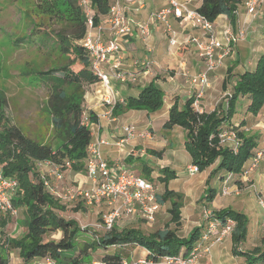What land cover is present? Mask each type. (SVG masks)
<instances>
[{
    "label": "trees",
    "instance_id": "trees-1",
    "mask_svg": "<svg viewBox=\"0 0 264 264\" xmlns=\"http://www.w3.org/2000/svg\"><path fill=\"white\" fill-rule=\"evenodd\" d=\"M90 1L94 10L93 25L97 26L100 18L108 15L112 0ZM34 3L41 20L37 24L33 23L29 35L17 39L15 45L36 42L38 48L56 54L53 58L58 61L53 65L43 68L28 65L22 71L24 78H31L34 84L46 89L44 111L50 119L51 137L48 142H40L26 135L1 113L5 100L0 99V171L5 177L17 181L18 190L11 201L15 208L23 211L21 223L25 230L20 238L6 239L0 244V264H9V249L18 251L23 264L45 257H49L55 264H89L92 261L91 254L98 250L106 252L101 259L103 264H119L121 256L116 252L109 253V249L125 246L146 250L147 261L151 263H158L164 257L176 256L183 250L188 252L198 241L202 228H193L184 238L176 234L175 230L179 229L181 222L183 195L168 189L169 181L177 176L167 168L159 170L156 178L164 186L163 192L156 195V202L160 206L169 204L167 212L174 225L173 229L163 228L144 234L133 229L117 231L111 227L98 236L94 230L81 228L74 220H66L58 214L64 212L66 206L44 185L45 176L41 175L37 164L50 162L61 172L68 169L74 172L85 171L87 149L92 140L89 127L83 123L85 85L95 83L98 79L90 69L88 52L79 43L85 36L87 26L78 0H34ZM241 3L242 0H201L197 12L212 23L219 16H225L234 27ZM231 72L232 67L227 69V77L222 83L223 90L229 95L223 96L221 104L213 111L206 113L195 110L192 106L193 96L183 102L175 98L163 125L165 130L178 126L185 131L184 147L191 164L197 166L199 173L217 162L212 173L224 171L227 175L240 177L243 166L257 147L255 136L238 130V126L234 125L226 126L235 132L237 148L221 146L218 131L234 115L239 98L248 97L247 112L253 115L264 105V53L259 56L252 71L236 76L231 75ZM163 99L161 90L150 83L136 97L116 102L111 115L118 117L129 110L153 113L161 109ZM94 118L91 112L88 113L90 123H94ZM52 140L56 146L52 145ZM146 153L160 158L163 151L146 149ZM124 161L128 166L137 163L140 175L152 181V171L144 161L132 155ZM206 185L201 201L209 204L214 199L215 191L208 186V181ZM209 219L224 227L228 220L234 223L230 232L234 257L242 258L245 264H264V238L260 246L250 251L240 249L247 238L248 219L245 214L224 208L211 212ZM4 225L5 221L0 220V227ZM85 231L93 233L92 241L80 244L79 234ZM56 232H61L59 240H45L48 234Z\"/></svg>",
    "mask_w": 264,
    "mask_h": 264
},
{
    "label": "crops",
    "instance_id": "crops-1",
    "mask_svg": "<svg viewBox=\"0 0 264 264\" xmlns=\"http://www.w3.org/2000/svg\"><path fill=\"white\" fill-rule=\"evenodd\" d=\"M260 2L262 3V7L258 10L254 19L246 14L243 6H240L237 14V22L234 27L225 16H219L213 22V27L216 31L230 26L233 29L244 28L247 35L250 33L254 36H247L244 41L237 43L234 46L232 55L224 59L222 63L210 73L209 87L202 90L200 99V104L202 105L201 111L206 113L213 111L216 108L215 106H217V95L220 94L221 97L224 96L226 90H222V83L227 77L228 68L232 67L231 75L233 76L242 74L246 71H252L256 65L257 59L264 53V27L258 24L259 22L264 23V0H260ZM121 4L126 7L124 2H121ZM200 4L201 0H190L189 7L190 9L197 10ZM167 5L168 0H146L141 10L135 11L133 5L128 6L125 13L136 24L145 23L151 12L162 9ZM252 22L256 25L254 29L250 25ZM170 24L174 30L175 38L178 43L176 46L169 45L168 35L165 33L163 26L159 23H153L151 25L150 34L146 38L140 36L136 27L132 28L131 34L121 37L119 44L124 58L122 69L125 73L135 74L137 80L133 83L127 82L122 84L114 79H110V89L108 90L99 82L85 85L83 109L85 113L91 112L92 116L95 117L94 123H90L89 128L94 134V139H100L104 142L100 146L101 154L111 167L120 166L131 170L130 168L133 167V165H129V167L125 164V158L129 155H132L133 158H139V160L144 161L145 165L152 171L150 175L152 181L154 180L161 185L163 190L164 186L160 184L156 178L159 176V170L167 168L175 172L177 176L175 179L169 181L168 189L181 193L182 195L184 194V198L187 191L195 189L194 186L190 188L189 185H185L180 189L174 184L180 177L195 176V174L190 175L187 172V167L191 164V159L184 147L186 133L178 126H174L170 130H165L163 125L168 119L169 109L175 98L183 102L189 97L194 96L200 89L198 85H193L191 83L190 78L204 69V62L199 58L196 48L187 43L189 37L200 36L201 32L191 28L182 29L174 18L170 19ZM98 25L103 28L102 38L103 42L106 43L109 39L108 15L101 17ZM248 29H250L249 32H247ZM134 62H138L139 65L134 66ZM144 62H150V65L148 67L142 66L141 64ZM104 69L107 70L106 67H104ZM150 83H153L163 93V106L160 110L153 113H147L144 110H129L118 117L111 115V105L116 102H122L127 97H136L141 89ZM218 87L220 90H218ZM226 89L228 90V87ZM107 99H110L111 105L105 102ZM248 105V97L239 98L235 106L234 115L230 120L226 121L224 126H238V130H243L248 135L255 136L257 139V146H261L264 144V105L256 115L247 112ZM127 126H133L136 133L139 135L129 139L123 146L119 147L117 146V141L124 136L123 130ZM146 149L155 151L162 150L163 154L158 158L147 154ZM43 163L50 165V169L52 168L50 162H42L41 164ZM133 164L138 166L137 163ZM217 164L216 162L205 171L198 172V176L203 178L199 180V182L205 183L204 188H206V181H208V186L212 187L215 191L214 199L209 203L212 212L224 209H216L213 207L216 198L221 195L222 179L227 176V173L224 171L212 173L216 169ZM262 169L264 170V162L260 164L254 172L252 179L260 184L261 191L264 193V175H261ZM83 172L86 173L85 171ZM83 172H75L77 173L76 177H78L76 181L89 184L88 186L90 189H93L94 185L92 181L89 180L87 176L82 175L81 173ZM40 173L44 176L41 171ZM213 185L215 187H213ZM230 185H233L232 187L241 188L242 182L240 177L233 176ZM204 192L205 189L203 194L200 195L199 200L203 197ZM239 212L245 214L248 219L247 241L254 218L250 217L245 211ZM261 224L264 225V218ZM53 235L58 236L56 240L61 238V232H56ZM49 238L52 240V237ZM79 238L80 244H84L85 242L91 243L92 241L91 238L90 240L88 239L89 237H87L86 234H83V236L79 235ZM229 243L231 249V240ZM227 248V243H223L222 245L213 244L210 247V253L208 255L205 254L201 258L200 264H245L242 258L236 257L237 261L232 255L228 258L225 251ZM121 249L132 250L128 253L130 261L136 256V260H144L145 264H166L162 260L158 263L148 262V252L142 248L125 246ZM230 249L227 251L230 252ZM98 251L103 252V254L99 256L101 260L106 252L103 250ZM133 253H135V256ZM121 260L123 261L124 259L121 258Z\"/></svg>",
    "mask_w": 264,
    "mask_h": 264
},
{
    "label": "rangeland",
    "instance_id": "rangeland-1",
    "mask_svg": "<svg viewBox=\"0 0 264 264\" xmlns=\"http://www.w3.org/2000/svg\"><path fill=\"white\" fill-rule=\"evenodd\" d=\"M34 4V0H0V99L4 98L5 100V104L1 108V113L13 124L19 126L29 137L40 142H48L51 137V123L48 115L44 111L46 89L44 86L34 84L31 78H24L22 71L28 65L33 68H43L53 65L58 61L53 58L56 54L43 51L37 47L36 42L34 44L21 43L18 46L15 45L17 39L29 35L33 23L37 24L41 20L35 10ZM261 4L262 3L259 2L257 10L262 7ZM258 24L264 27L263 22H259ZM250 25L253 29L254 26H256L253 22ZM249 31L250 29L247 30V32ZM250 35L254 36L250 33H248L247 36L250 37ZM218 90H220L219 87ZM220 97L221 95L218 94L216 105L221 104L223 97ZM201 107L202 105L200 104V108ZM86 115H88L87 112ZM51 143L54 146L57 145L53 140ZM263 162H261V164ZM131 165H133V167L130 168L133 173L143 178L142 175H140L139 166L136 164ZM38 167L39 171L44 174L50 191L66 206L64 212H58L61 217L66 220H74L81 228L86 230H94L98 236L106 231L103 227L104 218L112 215L115 209H119L122 205V200L117 199L112 202L104 198L98 203L94 201L89 203L88 198L92 196V190L88 186L89 184L76 181V178H78L76 177L77 173L68 169L62 172L61 178L58 179L55 171L49 168L50 165L43 163ZM257 168L250 172L246 179L243 181L241 180V188L232 187L233 185H230V193L217 197L213 205L216 209L232 208L238 211H245L250 217L254 218L249 230L248 240L240 246L243 251H250L254 247L260 246L261 240L264 238V225L261 224L264 218V210L261 209L257 202V197L259 196L264 199V193L261 191L260 184L252 179V175ZM81 174L86 176L84 172ZM261 175H264L263 169L261 170ZM202 179L203 178L198 176L197 173L195 176L180 177L177 179V182L174 183L180 189L185 185H189L190 188L191 186L195 187L194 190L191 189L192 191H187L186 196L183 198L180 227L178 230H175L176 234L180 237L187 236L195 227H201V232H203L206 226L211 222V220H206L205 213L203 212L204 209L209 213L212 212L211 205L205 204L199 200L200 195L203 194L204 189H206L204 188L205 183L199 182V180ZM153 181L150 182H152L156 188V194H161L163 191L162 186L156 181ZM213 187L215 186L213 185ZM79 192H81V195L78 194ZM134 207L136 208L135 214H125L123 208H120L119 216L115 217L112 227L116 228L117 231L133 229L144 234H149L163 228H174L167 212L169 204L163 206L158 205L152 222H147L141 217V206L135 204ZM76 208H79V210L75 211ZM16 209L18 210V214L15 217L0 213V220L5 221V227H0V244L6 239H11V237L12 239H18L24 234L25 230L21 223L23 211L20 208ZM85 233L87 237H89V240L90 238L92 239V232L85 231L84 234ZM212 234L211 238L199 249L201 255L199 264L201 263V258L205 254L208 255L210 253L209 250L213 244L222 245L223 243H227L228 248L225 250L227 257L230 258L232 255L229 243V231H223L221 233L212 231ZM79 235L83 236V233ZM49 237L57 241L56 239L58 236L48 234L45 240H51ZM78 239L80 238L78 237ZM229 249L230 252L227 251ZM130 251L132 250L109 249V253H119L121 258L124 259L123 261L127 263L136 262L137 257L135 253H133L135 257L132 261L128 258V253H130ZM181 253L183 255L187 254L184 250ZM101 254H103V252L100 251L91 254V262L99 261V256ZM7 256L9 258V264H23L18 256L17 250H7Z\"/></svg>",
    "mask_w": 264,
    "mask_h": 264
},
{
    "label": "built area",
    "instance_id": "built-area-1",
    "mask_svg": "<svg viewBox=\"0 0 264 264\" xmlns=\"http://www.w3.org/2000/svg\"><path fill=\"white\" fill-rule=\"evenodd\" d=\"M146 0H112L110 10L108 13V34L109 39L106 43L103 42L102 31L100 25H93L94 10L90 0H78L79 6L86 18L87 31L83 39L79 42L81 46L88 52L90 56V69L97 77L98 82L103 85L105 89H110V79H114L122 84L127 82H135L136 75L132 73H125L123 67V52L120 48L119 40L121 37L131 34L132 28L136 27L140 36L146 38L151 31L153 23H159L163 26L165 33L169 38V45H178L175 38L174 30L170 24V19L174 18L182 29H196L201 32L200 36L189 37L188 44L196 48L198 56L204 62V69L198 74L192 76L190 81L193 85H198L200 89L193 96V108L199 112L200 99L202 90L209 87L210 73L218 67L222 61L230 57L234 51V46L244 41L247 34L244 28L233 29L228 26L220 31H216L213 23L208 21L205 17L197 12V10L190 9V0H168V5L162 9L153 11L149 14L148 20L145 23H135L125 13L128 6L134 5V10L138 11L144 7ZM124 2L126 7L121 4ZM260 0H242L240 6H243L247 15L253 19L256 17L258 4ZM239 6V7H240ZM239 9V8H238ZM238 14V11H237ZM138 62H134V66H138ZM142 66L148 67L150 62H144ZM107 68V70L104 69ZM229 94L225 92L224 96ZM109 105L110 99L105 100ZM115 104V103H114ZM111 105V109L114 106ZM83 123L89 127L90 122L88 115L84 113ZM90 129V128H89ZM91 132V143L87 149V156L84 163L86 176L92 181L94 188L92 196H89L88 201L91 203L100 202L101 199H108L112 202L120 199L125 214H135V204L142 207L141 217L147 222H152L154 214L158 208L156 202V188L153 183L134 174L131 170L120 166L111 167L102 157L100 146L104 143L100 139H94V134ZM124 136L117 141V146H123L129 139L134 138L136 130L133 126H127L123 130ZM218 140L221 146H227L236 149L238 146V139L234 131L228 127H221L218 131ZM264 161V144L253 149L252 154L246 164L243 166L240 180L247 178V175L255 170L261 162ZM41 163H38L39 166ZM68 167L69 164L66 163ZM55 171L57 178H61L62 172L57 166L51 165ZM187 172L190 175L198 173L197 166L190 164L187 167ZM232 175H227L223 181L220 193L227 195L230 193V181ZM44 185L50 191L46 179ZM18 190L17 181L13 178L5 177L0 171V213L12 217L17 216L18 210L12 205L11 199L15 196ZM51 192V191H50ZM52 193V192H51ZM53 194V193H52ZM81 195V192L78 193ZM54 195V194H53ZM86 195V194H85ZM87 196V195H86ZM257 202L261 209L264 210L263 197H257ZM119 209H115L112 215L104 218V229L109 230L115 217L119 216ZM206 220L209 221L210 213L206 209L203 211ZM234 223L231 220L227 221L226 226L221 223L211 220L206 226V229L201 232L198 241L192 248L183 255L181 252L176 256L164 257L163 261L167 264H199L200 253L199 249L203 244L211 238L212 231L221 233L233 229ZM29 264H55L49 257L39 258L33 260ZM89 264H103L101 260L93 261ZM119 264H145L144 260H137L133 263L121 261Z\"/></svg>",
    "mask_w": 264,
    "mask_h": 264
}]
</instances>
